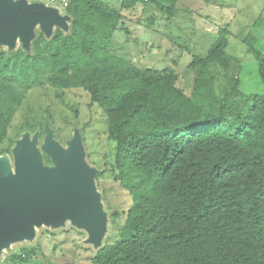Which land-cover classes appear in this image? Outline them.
Masks as SVG:
<instances>
[{"label":"trees","instance_id":"obj_1","mask_svg":"<svg viewBox=\"0 0 264 264\" xmlns=\"http://www.w3.org/2000/svg\"><path fill=\"white\" fill-rule=\"evenodd\" d=\"M169 1L149 0L168 18ZM138 2L146 0H121L120 9ZM120 9L66 0L67 25L36 30L27 47L0 50V155L23 131L49 129L60 142L68 121L57 123L53 102L42 105L30 93L51 87L63 102L80 88L107 123L112 146L103 170L128 196L121 224L120 213L111 214L117 237L90 264H264L263 11L236 37L227 23L216 25L203 52L187 47V91L172 67H139L110 51ZM231 37L254 62L260 91L241 88L242 61L227 51ZM33 250L24 246L7 259L38 264L28 259Z\"/></svg>","mask_w":264,"mask_h":264},{"label":"rangeland","instance_id":"obj_2","mask_svg":"<svg viewBox=\"0 0 264 264\" xmlns=\"http://www.w3.org/2000/svg\"><path fill=\"white\" fill-rule=\"evenodd\" d=\"M26 3L40 2L57 9L64 14L63 6L66 0H24ZM111 6L120 9L121 0H104ZM168 5L169 0H161ZM264 13V0H175V9L168 18L167 14L151 4L138 2L128 9H120L123 17L121 26L116 29L110 51L124 60L139 67H153L161 69L170 66L176 72L177 85L190 90L191 74L188 63L191 56L187 47L193 51L203 52L206 45L216 31V25L228 24L232 34L236 37L239 32L246 31L260 11ZM150 18H153L152 21ZM149 21L151 23L149 24ZM58 25H53V30ZM40 30L39 23L34 26V32ZM227 51L240 58L242 69L240 71L241 88L244 91H260L261 84L254 69V62L245 56L244 47L237 38H229ZM22 47L19 37L15 38L13 47L0 41V50L17 49ZM250 57V56H249ZM53 88H39L30 93L33 99H38L42 105L48 106L54 113L57 123L68 121L60 144L66 147L67 142L75 133L80 134L81 148L84 151L83 161L95 172L100 173L106 169L105 161L110 158L112 142L107 136V123L101 109L90 104L88 94L80 88L68 90L63 102L53 96ZM21 112L15 115L13 123L16 124ZM23 131L17 138L9 152L2 155L9 157L11 168L14 167L13 148L21 139ZM29 134V133H27ZM45 132L42 128L29 137H37V153L41 166H51L50 157L43 150ZM95 161L97 164H94ZM104 171V170H103ZM97 197L94 199L100 205V213L104 217V225L98 243L89 240V234L83 227L77 226L70 219H63L58 225L39 223L33 225L30 237L21 236L10 240L0 249V264H20L7 259L13 253H19L24 246L34 250L30 257L32 262L38 264H90V257L104 243L112 242L117 237V229L111 223V214L117 211L119 216L115 219L116 225L123 220V210L127 206L128 196L107 171L95 183Z\"/></svg>","mask_w":264,"mask_h":264},{"label":"water","instance_id":"obj_3","mask_svg":"<svg viewBox=\"0 0 264 264\" xmlns=\"http://www.w3.org/2000/svg\"><path fill=\"white\" fill-rule=\"evenodd\" d=\"M36 23L46 34L53 25H66L65 17L54 7L0 0L1 42L13 47L18 36L21 45L27 47ZM43 142L51 166H41L37 137L30 138L27 133L12 150L13 168L8 156L0 155V249L10 240L30 237L33 225H58L65 218L86 229L91 242L100 240L105 220L94 201L95 170L83 161L79 134L75 133L63 147L46 129Z\"/></svg>","mask_w":264,"mask_h":264},{"label":"built area","instance_id":"obj_4","mask_svg":"<svg viewBox=\"0 0 264 264\" xmlns=\"http://www.w3.org/2000/svg\"><path fill=\"white\" fill-rule=\"evenodd\" d=\"M64 4H66V2L64 1Z\"/></svg>","mask_w":264,"mask_h":264}]
</instances>
